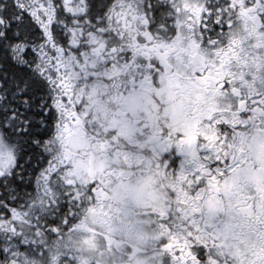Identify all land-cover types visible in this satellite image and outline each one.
I'll list each match as a JSON object with an SVG mask.
<instances>
[{
	"label": "snow or ice",
	"instance_id": "snow-or-ice-1",
	"mask_svg": "<svg viewBox=\"0 0 264 264\" xmlns=\"http://www.w3.org/2000/svg\"><path fill=\"white\" fill-rule=\"evenodd\" d=\"M0 264H264V0H0Z\"/></svg>",
	"mask_w": 264,
	"mask_h": 264
}]
</instances>
